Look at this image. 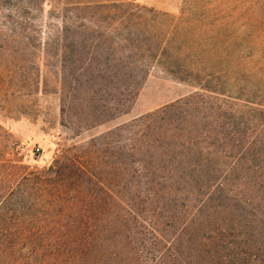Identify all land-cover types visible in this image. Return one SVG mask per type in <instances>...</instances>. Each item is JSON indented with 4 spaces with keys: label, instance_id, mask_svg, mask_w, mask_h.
I'll return each instance as SVG.
<instances>
[{
    "label": "rangeland",
    "instance_id": "obj_1",
    "mask_svg": "<svg viewBox=\"0 0 264 264\" xmlns=\"http://www.w3.org/2000/svg\"><path fill=\"white\" fill-rule=\"evenodd\" d=\"M104 1L131 3L115 18L133 11L155 44L167 47L170 66L153 70L136 94L128 80L87 85V76L77 85L73 75L80 66L75 52L90 57L89 40L96 36L91 23L110 14L100 15L95 6ZM78 4L95 10L77 12ZM65 27L74 28L68 53L59 56L51 44ZM77 36L83 43L74 41ZM11 37L24 49L14 58L2 50ZM63 68L69 69L66 96L58 93ZM174 104L182 106L166 121L180 136L192 135L193 127L194 150L204 156L178 168L164 156L160 168H142L148 157L133 152L135 122ZM177 145L167 154L187 151ZM56 160L64 162L62 177L45 175L40 185L19 189L27 176H43ZM76 172L86 176L79 185L87 199L113 196L110 204H116L119 196L127 215L130 194L148 184L147 174L169 193L156 210L166 239L151 244L146 236L144 247L136 246L141 264H264V0H0V205L7 192L19 189L12 196L19 203L15 218L27 220L21 226L9 218L0 232L57 234L54 221L64 226L75 219ZM145 201L141 208H150ZM164 201L169 210L179 209L176 220L164 214ZM140 232L146 229L133 232L129 224L119 236L131 234L137 244ZM46 245L0 262L52 264L54 249Z\"/></svg>",
    "mask_w": 264,
    "mask_h": 264
},
{
    "label": "trees",
    "instance_id": "obj_2",
    "mask_svg": "<svg viewBox=\"0 0 264 264\" xmlns=\"http://www.w3.org/2000/svg\"><path fill=\"white\" fill-rule=\"evenodd\" d=\"M130 4L131 3L126 1L119 3L104 1L99 5H95L102 9L100 15H104V11L110 14L104 15L105 19L101 20V22L91 23L94 26H91L93 27L92 32H96V36H93V38L89 40L90 44H88V47L90 49V57L83 56L85 52L82 50L76 51L73 55V57L80 62V66L75 69L76 72L73 74L77 79V85H82V80H85L87 76L88 80L85 82L87 85L96 82L97 79L101 80L103 84L109 80V82L114 83L128 80L132 87L135 88L133 94H136L139 85L141 83L143 84L145 80L149 78L153 70L160 65L165 67L170 66L171 61L166 56L167 47H165V44H155L154 40L150 38L153 35H149L147 30L143 29V26H145L144 23H137L133 11H127L120 20L115 18V14H122L124 8ZM95 6L90 4H78L74 6V10L77 12H84L94 9ZM83 21L84 20L81 22ZM71 23L73 24L74 22ZM82 24L83 23L77 25L78 28H81ZM74 25L75 24H73V26ZM137 25L141 27L138 32L137 30H132ZM73 28L65 27V29H63L65 31L62 33L63 36L58 39L57 43L51 44V50L55 48L59 56L68 53V33L73 30ZM82 28H84V26ZM74 39V41L79 44L83 43L81 42V39H83L82 37L77 36ZM6 40L7 41H4L2 50L8 57L14 58L23 52L24 49L21 47V43L14 41L12 37ZM76 40H79V42ZM168 44L169 43L166 42L167 46ZM153 51H157L158 56L151 55ZM68 70L67 68H63V80H61V89H59L58 92L59 94L62 93L64 96H66L65 94L68 91L67 80L64 78V76H66L65 72ZM77 90L79 91L77 92L79 95L85 94V91L79 88H77ZM180 106L182 105L178 106V104H174L168 107L169 110L165 108L156 115H149L135 122L136 124L133 129L132 137L134 142L133 152L135 155L148 157L141 165L142 168H160L158 163H160V160L164 159V156L171 161L176 160L174 163L171 162L172 168H178L180 163L181 165L184 163L183 161L193 163L194 159L198 156H204L203 153L197 154V151L194 150L196 146L195 141H197L198 138L196 134H194L193 127L188 130L192 131V135L180 136L176 134L175 128L171 129V123L165 119L166 115L172 112V109ZM65 108L66 106H64L63 115L65 114ZM155 116H158V118ZM165 141L169 142L168 146L164 144ZM151 143H154V145H150ZM177 143H183L187 151L180 155L177 153L167 154L168 147L179 150V145H177ZM168 155L171 157H168ZM156 158H158V160ZM63 164L64 162L56 160L53 167L48 168L43 176L41 175L40 177V174L27 176L25 182L19 189L25 191L31 187V185H40L45 175L49 178L52 176L62 177L64 168H60V166H63ZM16 165L17 164L10 163L3 164L4 167L6 166L8 168L17 167ZM138 167L139 166H137V168ZM76 173L75 175L77 178H72L73 181L77 183V185L74 186L73 192H79V196L76 195L75 200H73L76 202L72 203L70 206L71 212H75V219L70 223L65 222L64 226L62 222L59 224L54 221V225H57L59 232H57V234H52L50 237L35 232L8 235L0 232V261L1 258L6 255H8L7 259H12L11 257L13 256L17 258L19 256L17 253L22 252L24 249H28L29 251L39 250V248L47 249L46 243H50L51 247L54 249L53 259H51L52 264H141L142 255L140 252L142 250L136 249V246L142 247L143 245L144 247L146 236H151V244H155V241L160 242L163 241L164 238L166 239L162 234L161 218L156 210L157 204L162 201L164 196L167 197L169 193L163 192V190L156 186L152 176L147 174L148 184H145L144 188L140 189L134 187L132 190L129 200L130 212L128 211L127 215L126 212H123V209H125L123 208L125 202L119 196L118 198L120 201L116 204H110V201L114 199L113 196H109L108 198L104 196L98 198L99 196H97L96 198L87 199L85 196V186L79 185L80 181H83L86 176L83 178V172ZM150 174L155 175V173L152 172H150ZM66 181L67 180H61V182L65 184ZM65 184H63V186ZM18 190H12L11 192H7L6 196L4 195L0 205V227L4 226V223H6L9 218L10 221L15 222L16 225L25 226L27 224L26 219L19 222V219L15 218L18 214L14 213H17V205L19 203L12 196H14V194L16 195ZM145 198L151 202V206L150 208L149 206H145V208L142 209V203L147 205ZM163 203L164 214L166 213L169 215L167 218L172 221L176 220V218L179 217V209L169 210L167 207L169 203H167V201ZM183 211L182 213L185 214L186 210ZM113 212H116V214L111 217L110 215ZM138 219H146V223H140L139 221L134 222ZM129 224L133 232L134 229L138 227L146 229V232L139 233L137 244L134 241V237L130 240L129 237L132 236L131 234L119 236L120 229L124 230V232L129 230ZM117 248L120 249L117 250ZM9 249L11 253L5 254ZM1 263L2 262H0V264Z\"/></svg>",
    "mask_w": 264,
    "mask_h": 264
},
{
    "label": "built area",
    "instance_id": "obj_3",
    "mask_svg": "<svg viewBox=\"0 0 264 264\" xmlns=\"http://www.w3.org/2000/svg\"><path fill=\"white\" fill-rule=\"evenodd\" d=\"M40 149H37V154H36V156L38 157V156H40Z\"/></svg>",
    "mask_w": 264,
    "mask_h": 264
}]
</instances>
